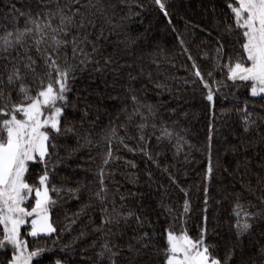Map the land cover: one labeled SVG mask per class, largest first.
<instances>
[{
  "label": "trees",
  "instance_id": "trees-1",
  "mask_svg": "<svg viewBox=\"0 0 264 264\" xmlns=\"http://www.w3.org/2000/svg\"><path fill=\"white\" fill-rule=\"evenodd\" d=\"M162 2L167 16L155 0H0V35L33 29L23 47L0 53L3 77L18 64L35 94L48 71L37 47L74 69L61 131L49 132L50 155L30 163L25 175L39 186L46 168L57 190L49 206L57 231L32 238L22 230L29 251L45 249L32 264H165L170 228L193 239L207 228L222 261L231 250L228 264H264V95L253 96L251 82L228 79L225 65L242 54V37L226 30H235L232 0ZM46 14L69 41L87 37L83 52L74 55L68 43L57 56L52 37L65 38L60 31L46 30L36 45L40 35L30 20L43 23ZM62 16L72 23L62 25ZM25 49L36 61L35 77L23 67L28 61L21 63ZM197 70L211 85L212 101ZM5 91L19 103L13 86ZM130 212L135 216L125 221ZM237 212L241 223H252L239 240ZM145 233L146 254L134 256L129 245L140 248ZM11 254V246L0 249V264Z\"/></svg>",
  "mask_w": 264,
  "mask_h": 264
},
{
  "label": "snow or ice",
  "instance_id": "snow-or-ice-1",
  "mask_svg": "<svg viewBox=\"0 0 264 264\" xmlns=\"http://www.w3.org/2000/svg\"><path fill=\"white\" fill-rule=\"evenodd\" d=\"M78 3L79 0H74ZM155 3L167 16L165 3L162 0H155ZM232 14L235 30L232 25L226 29L229 32L235 31L242 40L240 48L242 54H238L235 60L229 59L225 65L228 70V79L232 81L251 82V94L253 96L264 93V0H232L228 5ZM65 22L72 23V17L62 16L61 24ZM30 23L35 25L36 31L40 35V39L35 41L36 45H40L44 41L46 30L52 32H63L65 38L57 39L52 37L55 45L54 53L58 56L60 50L72 44L73 54L77 50L83 52L79 48V44L87 40L85 36L81 40L75 37L71 41L66 39L68 33L64 27L59 29L53 28L51 23V14H46L44 22L41 19H31ZM83 23L80 27H83ZM33 29L26 28L24 32L16 31L7 32L0 35V53L11 55L16 50L17 45L23 47L22 41L26 33H31ZM95 50V49H94ZM36 51L43 57L48 71L44 73V77L40 78V87L33 94L32 87L26 81V75L22 72L21 67L13 63L12 71L6 77L0 74V225L3 226V236L0 238V249L11 246L12 254L8 264H31L33 257L39 256L45 249L37 248L34 251L28 250V241L21 235V227L30 224V231L26 233L32 238L41 236H51L57 230L49 222V206L54 205L50 192L57 191L50 187V177L45 168L44 174L40 175L39 186H33L25 179V173L28 172V162L43 161L49 156V139L50 133L46 129L60 132V117L63 111V105L67 102L66 93L71 91L69 87V79L74 71L71 65L61 67L57 63L53 54L47 49L41 51L39 47ZM87 55V54H85ZM218 57L223 56V45L217 49ZM8 59V56L3 57ZM32 76H37L35 64L36 61L27 55L21 57V63ZM84 61H81L83 63ZM195 66V65H194ZM195 75L204 81V77L197 70ZM209 76L212 74L209 73ZM45 77L47 83H45ZM5 84L13 86L20 97L19 103L12 100L11 92L5 91ZM204 87L209 89L207 99L213 100L211 85L204 81ZM135 99V98H133ZM58 102L60 106H57ZM18 116L20 118H18ZM114 131V130H113ZM167 134V133H166ZM54 147V145H53ZM107 156L110 158L112 153L109 151ZM108 163V159L104 160ZM211 172V168H209ZM101 177L104 170L101 169ZM105 189L101 187V192ZM35 196V206H23L25 201L31 196ZM100 197L101 193H97ZM237 207H240L237 205ZM185 212L188 210L185 204ZM237 223L235 225L237 239L250 234L252 223L245 220L240 222V213L237 212ZM249 217L256 214L248 213ZM135 216V213H129L128 217H124L125 221L129 217ZM27 217H34L28 221ZM137 223L142 226L143 222L139 216H136ZM106 222L112 223L111 219ZM137 243L140 248L129 245V250L134 256H143L151 243V237L145 233L141 236ZM165 264H228L231 259V250L228 256L222 261L215 253V246L211 242H207V228H202L200 235L193 239L187 232L181 228L179 230L170 228L166 230ZM112 256L118 253L112 252L107 244L104 245ZM264 253V249L261 250ZM115 264V261H112Z\"/></svg>",
  "mask_w": 264,
  "mask_h": 264
},
{
  "label": "rangeland",
  "instance_id": "rangeland-1",
  "mask_svg": "<svg viewBox=\"0 0 264 264\" xmlns=\"http://www.w3.org/2000/svg\"><path fill=\"white\" fill-rule=\"evenodd\" d=\"M261 95H264V93H261V94L256 95V96H261ZM256 96H255V97H256ZM61 115H62V114H61ZM59 119H61V117H60ZM46 130H48V131L50 132V129H46ZM51 131H54V130H51ZM30 163H32V161H29V162H28V166H29ZM25 175H26V173H25ZM23 206L28 207L29 210L31 209V207H34V206H35V196H34V194H33V196L29 197L28 200L25 201V204H24ZM48 215H49V222L51 223V221H50V211H48ZM33 218H34V217H27L26 219H27L28 221H31ZM1 226H2V225H1ZM2 227H3V226H2ZM24 228H28V231H30V224H25V225H23V226L21 227V235H22V230H23ZM28 250H29V249H28ZM35 258H36V257H33L32 261H31V264L33 263V261H34ZM59 264H60V263H59Z\"/></svg>",
  "mask_w": 264,
  "mask_h": 264
}]
</instances>
